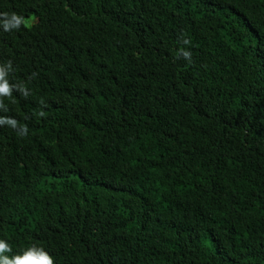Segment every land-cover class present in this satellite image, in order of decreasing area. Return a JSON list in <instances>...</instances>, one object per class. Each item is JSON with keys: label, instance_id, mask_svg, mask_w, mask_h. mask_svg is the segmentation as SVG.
Returning <instances> with one entry per match:
<instances>
[{"label": "trees", "instance_id": "trees-1", "mask_svg": "<svg viewBox=\"0 0 264 264\" xmlns=\"http://www.w3.org/2000/svg\"><path fill=\"white\" fill-rule=\"evenodd\" d=\"M0 70L6 255L264 264V0H0Z\"/></svg>", "mask_w": 264, "mask_h": 264}, {"label": "clouds", "instance_id": "clouds-1", "mask_svg": "<svg viewBox=\"0 0 264 264\" xmlns=\"http://www.w3.org/2000/svg\"><path fill=\"white\" fill-rule=\"evenodd\" d=\"M12 26L18 27L21 23V19L15 14L11 16ZM9 23H4V28L7 30ZM185 44L188 43L187 40L184 41ZM181 54L187 59L190 57V53L186 50H181ZM4 72L0 70V77H3ZM0 92L7 93L8 85L6 81L0 80ZM8 123L14 125L15 121L9 120ZM11 252L9 244L0 239V264H53V258L45 251L42 247L35 244L29 245L24 248L19 253H13L11 256L6 255V253Z\"/></svg>", "mask_w": 264, "mask_h": 264}]
</instances>
